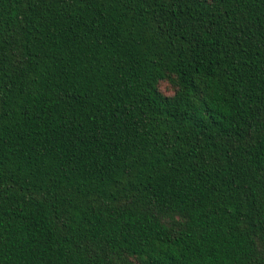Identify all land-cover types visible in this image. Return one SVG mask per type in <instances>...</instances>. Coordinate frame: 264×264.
<instances>
[{
	"label": "trees",
	"instance_id": "obj_1",
	"mask_svg": "<svg viewBox=\"0 0 264 264\" xmlns=\"http://www.w3.org/2000/svg\"><path fill=\"white\" fill-rule=\"evenodd\" d=\"M0 264H264V0H0Z\"/></svg>",
	"mask_w": 264,
	"mask_h": 264
},
{
	"label": "rangeland",
	"instance_id": "obj_2",
	"mask_svg": "<svg viewBox=\"0 0 264 264\" xmlns=\"http://www.w3.org/2000/svg\"><path fill=\"white\" fill-rule=\"evenodd\" d=\"M168 87H169V86H168L167 84H164V85H163V88H164L165 90H167Z\"/></svg>",
	"mask_w": 264,
	"mask_h": 264
}]
</instances>
